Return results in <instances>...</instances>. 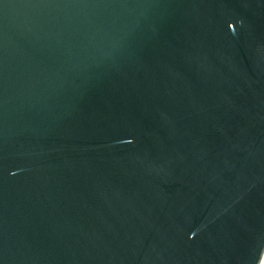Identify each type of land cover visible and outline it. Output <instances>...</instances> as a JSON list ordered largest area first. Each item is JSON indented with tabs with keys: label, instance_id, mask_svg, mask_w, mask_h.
Masks as SVG:
<instances>
[{
	"label": "water",
	"instance_id": "95a60500",
	"mask_svg": "<svg viewBox=\"0 0 264 264\" xmlns=\"http://www.w3.org/2000/svg\"><path fill=\"white\" fill-rule=\"evenodd\" d=\"M264 0H0V264H261Z\"/></svg>",
	"mask_w": 264,
	"mask_h": 264
},
{
	"label": "bare ground",
	"instance_id": "6f19581e",
	"mask_svg": "<svg viewBox=\"0 0 264 264\" xmlns=\"http://www.w3.org/2000/svg\"><path fill=\"white\" fill-rule=\"evenodd\" d=\"M261 264H264V258H263V260H262V263Z\"/></svg>",
	"mask_w": 264,
	"mask_h": 264
}]
</instances>
